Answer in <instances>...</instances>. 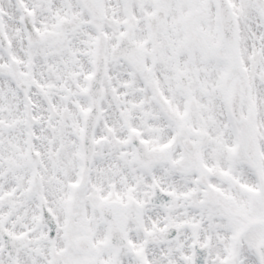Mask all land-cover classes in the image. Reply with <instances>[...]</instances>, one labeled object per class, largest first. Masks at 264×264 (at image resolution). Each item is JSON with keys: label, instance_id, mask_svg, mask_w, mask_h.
Returning <instances> with one entry per match:
<instances>
[{"label": "snow or ice", "instance_id": "obj_1", "mask_svg": "<svg viewBox=\"0 0 264 264\" xmlns=\"http://www.w3.org/2000/svg\"><path fill=\"white\" fill-rule=\"evenodd\" d=\"M0 264H264V0H0Z\"/></svg>", "mask_w": 264, "mask_h": 264}]
</instances>
